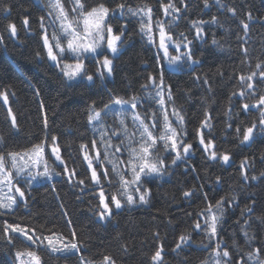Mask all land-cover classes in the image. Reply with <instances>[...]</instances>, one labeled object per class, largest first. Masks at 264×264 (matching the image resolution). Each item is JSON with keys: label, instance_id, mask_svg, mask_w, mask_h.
<instances>
[{"label": "trees", "instance_id": "16d2710c", "mask_svg": "<svg viewBox=\"0 0 264 264\" xmlns=\"http://www.w3.org/2000/svg\"><path fill=\"white\" fill-rule=\"evenodd\" d=\"M64 2L66 8L71 7L67 0ZM99 2L114 7L119 0H87V5L96 6ZM138 2L140 0H129L133 4ZM176 2L178 7H183L179 0ZM185 2L187 12L181 14L173 33L183 32L193 41L192 50L198 63L179 72L166 71L165 83L171 85L174 107L182 109L186 141L193 144L186 162L178 161L164 176L149 180L145 185L150 190L147 204L126 206L114 211L110 220L101 221L97 215L98 197L93 194L92 186L86 180L88 186L81 191L80 187L68 183L62 173L63 166L46 152L49 167L61 175L47 183H34L26 191L27 205L20 203L13 215L0 217V224L8 220L27 225L35 228L41 237L54 232L66 243L73 240L74 231L80 252L63 257L30 246L23 238L8 244L0 235V264H18L15 258L18 250H37L42 264H79L81 255L94 264H98L104 255L111 256L115 264H153L151 256L159 244L164 247L163 264L210 262L211 246L205 249L203 245L208 241L204 234L192 229L197 213L206 205L204 193L213 203L221 197L235 196L237 199L236 205L226 208L218 236L228 247L233 262L251 248H264V177H261L264 173V135L257 134L250 144L239 142L235 127L250 125L258 118V111H241V103H253L254 97L242 101L232 95L240 88L239 76L258 72L256 64L264 62V0H222L236 8L235 16L216 5L205 9L202 0ZM147 3L153 8L154 18L162 16L160 0H147ZM3 4L10 5L12 10L10 15L0 11V35L4 36L7 47L6 52L0 49V91L9 93L8 104L0 98V136L3 137L0 150L23 153L39 143L45 134L56 136L69 168H75L77 175L85 178L89 173L80 145L90 147L93 139V130L87 120L89 106L93 101L97 107L107 102L108 90L125 98L143 95L141 85L147 82L150 74L156 75L161 65L167 67L166 62H157V49L141 38L137 22L131 20L124 44L113 57L111 77L96 78L95 84L68 81L47 58L42 46L39 17L46 14L43 0H0V5ZM248 12L252 14L250 20L246 16ZM25 16L29 18L28 29L22 25ZM212 16H216L219 23H206L203 39H196L191 22L210 21ZM240 20L249 24L246 35ZM10 22L17 26L16 38H10L6 30ZM121 23L123 21L113 20L114 30ZM213 39L218 45L212 43ZM243 40H247L243 44L248 50L247 59L242 53ZM159 54L162 56V52ZM86 67L89 73H94L95 61L86 60ZM255 79L259 81V77ZM257 91L264 93V82L257 83ZM172 106L168 105L169 112ZM9 108L16 117V129L10 126ZM147 108L145 104L144 109ZM144 109L138 106L137 110ZM205 112L212 117L211 136L217 149L231 156L228 165L208 160L199 145L196 131ZM45 119L47 129L44 128ZM106 119L110 124L109 120L114 118ZM228 123L232 124V129L227 128ZM203 131L207 136L208 130ZM245 158L250 164L247 173L256 176V180L245 182L242 179L240 166ZM218 176L220 183H216ZM105 188L107 194L110 190L107 184ZM187 190H193L194 195L185 198L183 193ZM248 207L253 209L251 214L247 212ZM246 220L250 225L247 231L254 237L251 248L242 230ZM186 232L191 235V242L176 250L179 236Z\"/></svg>", "mask_w": 264, "mask_h": 264}, {"label": "snow or ice", "instance_id": "6c2138e0", "mask_svg": "<svg viewBox=\"0 0 264 264\" xmlns=\"http://www.w3.org/2000/svg\"><path fill=\"white\" fill-rule=\"evenodd\" d=\"M43 2L46 14L39 17L42 46L46 50L47 58L68 81L79 80L95 84L96 78L104 80L111 77L114 66L110 57L119 54L131 20L137 22L141 38L157 49V62L163 60L167 67L161 65L156 75L148 76L147 82L141 85L143 95L133 94L125 98L108 90L107 102L97 107L96 102L93 101L89 106L87 120L93 130V139L90 147L88 144L80 145L82 158L89 173L85 178H80L75 168H69L61 154L56 136L49 137L45 134L39 143L33 144L23 153L0 150V217L13 215L20 203L26 206L28 202L26 191L34 183H47L54 176L61 175V172H55L49 167L46 152H50L54 161L63 166L62 173L68 183L75 184L84 191L88 186L86 180L88 181L94 189L93 194L98 197V218L101 221L110 220L114 211L126 206L147 204L150 190L145 185L149 180L164 176L170 167L177 165L178 161L186 162V158L193 151V144L186 141L187 132L184 128L185 118L182 109L174 107L171 85L165 83L166 71L179 72L184 67H193L198 63L192 50L193 41L183 32L173 33V28L177 25L181 14L187 12L188 5L185 0H179L183 7H178L176 0H167L166 3L160 0L162 16L154 18L153 8L147 0H140L135 4L129 3V0H119L114 7L106 6L104 2H99L96 6H88L87 0H67L71 5L70 8L65 7L64 0H43ZM202 4L205 9L216 5L233 16L237 14L235 7L222 3V0H202ZM11 10L8 4L0 5V11L6 14L10 15ZM246 16L250 20L251 12L246 13ZM113 20L123 23L114 30ZM191 23L195 30V38L203 39L205 35L203 26L206 23L218 24L219 21L216 16H212L210 21L193 20ZM240 24L246 35L249 24L244 20H240ZM22 25L25 29L29 28L28 16L23 18ZM6 30L10 38L17 37L15 23L10 22ZM212 43L218 45L215 39ZM246 43L247 40H243L242 53L245 59L248 58V50L243 47ZM0 49L7 51L3 35H0ZM88 59L95 61L94 73H89L87 70L85 61ZM69 60L71 62H68ZM255 67L258 72L252 71L248 75L239 76L240 88L232 94L242 101L254 97L253 103H241V111L245 113L258 111V118L250 125L235 127L236 138L241 144H250L257 134L264 135V93L257 91V83L264 82V62H258ZM257 77L259 81L255 79ZM8 96L6 90L0 91V98L3 99L4 104H8ZM145 104L148 105L147 109H144ZM169 104L173 105L171 112H169ZM138 106L144 111L137 110ZM8 113L11 116L10 126L16 129L17 121L12 115L11 108L8 109ZM109 116L114 118L111 124L106 119ZM211 120V115L205 112L200 128L196 131L199 145L208 160L228 165L231 156L217 149L215 139L211 136L213 127ZM44 128L47 129L46 119ZM227 128L232 129V124L228 123ZM204 129L208 130L207 136ZM2 142L3 137L0 136V143ZM240 167L245 182L249 179H257L256 176H249L247 173L250 167L247 158L242 161ZM261 177H264V173H261ZM220 182L221 177H216V183ZM105 184L110 189L107 194ZM53 190H55L54 186ZM183 195L185 198L192 197L194 191L187 190ZM204 199L206 205L197 213L192 229L203 233L207 239L208 244L203 247L208 249L211 246L212 264H264V256L261 255L264 253V248H251L254 237L247 231L250 226L247 220L244 221L242 230L251 250L240 255L239 260L233 262L228 247L218 239L226 208L237 204L236 197H221L213 203L208 200L207 193H204ZM252 211L251 207L247 208L249 214ZM0 235L8 244H13L17 238H23L30 242V246L35 245L37 249L43 248L51 254H59L63 257L80 252V246L75 242L74 231L73 240L66 243L54 232L41 237L36 234L35 228L3 220L0 224ZM155 235L158 238L159 234ZM178 240L176 250L190 243L191 235L186 232L181 234ZM237 248L239 249V246ZM163 253V244H159L151 256L153 264H163ZM24 257L27 259H23ZM15 258L19 264H42L37 250H18ZM78 259L79 264H94L92 260L82 255ZM98 264H115V261L111 256L104 255Z\"/></svg>", "mask_w": 264, "mask_h": 264}, {"label": "rangeland", "instance_id": "374dc122", "mask_svg": "<svg viewBox=\"0 0 264 264\" xmlns=\"http://www.w3.org/2000/svg\"><path fill=\"white\" fill-rule=\"evenodd\" d=\"M170 51H171V49H170ZM110 58L113 59V57H110ZM109 122H110V124L113 123V121H111V120H109ZM41 170H42V169H41ZM25 260H26V259H25ZM204 264H212V258L210 259V262L208 261V262H205Z\"/></svg>", "mask_w": 264, "mask_h": 264}]
</instances>
